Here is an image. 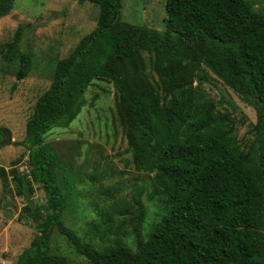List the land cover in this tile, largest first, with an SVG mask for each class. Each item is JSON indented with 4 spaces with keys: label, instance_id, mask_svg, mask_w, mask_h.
I'll return each instance as SVG.
<instances>
[{
    "label": "trees",
    "instance_id": "trees-1",
    "mask_svg": "<svg viewBox=\"0 0 264 264\" xmlns=\"http://www.w3.org/2000/svg\"><path fill=\"white\" fill-rule=\"evenodd\" d=\"M77 1L97 7L96 26L68 57L55 60L51 83L33 106L18 143L28 152V173L0 167L4 189L28 198L37 184L46 198L42 209L26 207L38 236L17 264H69L49 250L55 228L91 264H264V12L247 0H166L165 26L158 30L123 21L121 0ZM14 3L0 0V18ZM20 40L18 28L14 43L0 49L17 80L31 64ZM143 52L153 56L158 82ZM204 67L254 107L258 136L246 150L229 115L201 90ZM94 80L113 84L132 164L148 175L150 199L161 210L144 238L143 192L133 197L123 221L134 250L118 238L93 246L63 223L67 198L45 135L76 119Z\"/></svg>",
    "mask_w": 264,
    "mask_h": 264
},
{
    "label": "rangeland",
    "instance_id": "rangeland-1",
    "mask_svg": "<svg viewBox=\"0 0 264 264\" xmlns=\"http://www.w3.org/2000/svg\"><path fill=\"white\" fill-rule=\"evenodd\" d=\"M253 10L264 12V0H247ZM121 19L127 23L162 30L165 26L166 0H121ZM97 7L77 0H15L11 12L0 18V49L14 43L20 29L19 49L31 57L30 71L21 80L16 70L0 54V143L8 131L12 143L1 146L0 167L6 171L28 173L27 150L18 145L25 137L26 123L38 97L52 80L55 60L70 55L82 37L96 26ZM5 52V50H4ZM152 81L153 56L142 54ZM206 81L201 90L227 113L242 149L257 139V115L217 76L204 67ZM194 85L198 84L195 80ZM58 158L57 184L67 198L63 215L66 227L93 246L121 239L134 250L135 239L124 223L133 211V197L141 190L146 216L143 237L160 218V208L151 200L152 184L148 175L137 172L117 113V95L108 80H94L85 92V105L67 127H53L45 135ZM152 175V174H150ZM11 179V177H10ZM30 197L17 196L14 188L4 189L0 180V263L17 264L38 233L29 208L46 204L41 185L33 184ZM34 210H31L33 212ZM26 215L28 218H26ZM52 254L64 256L69 264H91L79 256L59 231L52 230L49 240Z\"/></svg>",
    "mask_w": 264,
    "mask_h": 264
},
{
    "label": "water",
    "instance_id": "water-1",
    "mask_svg": "<svg viewBox=\"0 0 264 264\" xmlns=\"http://www.w3.org/2000/svg\"><path fill=\"white\" fill-rule=\"evenodd\" d=\"M3 134H4V140L0 143L1 146H5V145L11 144L12 143V140L10 138L9 132L8 131H4Z\"/></svg>",
    "mask_w": 264,
    "mask_h": 264
}]
</instances>
